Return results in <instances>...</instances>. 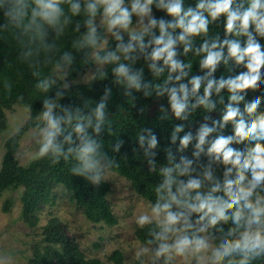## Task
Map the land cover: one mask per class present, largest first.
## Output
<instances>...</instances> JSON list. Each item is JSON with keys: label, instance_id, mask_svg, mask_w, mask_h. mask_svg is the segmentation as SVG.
<instances>
[{"label": "clouds", "instance_id": "9594fccd", "mask_svg": "<svg viewBox=\"0 0 264 264\" xmlns=\"http://www.w3.org/2000/svg\"><path fill=\"white\" fill-rule=\"evenodd\" d=\"M153 7L170 18L157 17ZM221 14L225 37L207 38L209 24ZM77 15L80 19L74 20ZM0 21V39L9 41L14 59L38 77L37 90L46 94L58 78L62 81L53 96H43L32 133L35 155L53 163L71 161L70 173L92 184L105 180L116 165L97 139L110 123L106 102L111 89L105 87L95 103L59 102L69 87L64 77L74 56L58 41L70 24L77 33L72 48L81 53L83 63L94 66L88 78L102 79L110 70L131 99L132 90L145 97L166 94L174 116L186 119L198 106L214 109L213 94L227 89L221 117L179 137L180 149L194 141L190 157L181 155L177 161L168 151L167 163L158 166L152 151L158 143L156 134L149 128L137 133L149 171L157 172L159 180L154 200L135 216L138 227H149L146 244L134 255L137 260L147 255L148 264L174 255H191L194 264H264V110H259V92L245 95L250 83L264 85V0H196L194 6H186L185 0H0ZM245 33L244 39L228 35ZM106 34L116 41L114 48L108 46ZM201 36L206 38L194 46V38ZM177 45H182L183 54L193 51L200 69L207 71L189 76L192 63L178 58ZM141 58L154 77L164 76L162 82L143 79L144 65L134 67ZM229 58L246 63L231 75L215 77L217 66ZM47 65L51 71L45 74L42 69ZM0 86L11 90L7 76L0 79ZM223 99L219 96L220 102ZM161 111L166 112L163 106ZM230 116L234 128L224 126ZM65 127L71 130L58 139ZM183 128L174 125L172 142ZM19 131L17 126L10 135ZM122 144L117 140L114 151ZM202 153L206 161L201 160ZM218 158L224 162L222 169L217 167ZM221 217L231 223L226 227Z\"/></svg>", "mask_w": 264, "mask_h": 264}, {"label": "trees", "instance_id": "16d2710c", "mask_svg": "<svg viewBox=\"0 0 264 264\" xmlns=\"http://www.w3.org/2000/svg\"><path fill=\"white\" fill-rule=\"evenodd\" d=\"M196 0H185V5H195ZM153 14L157 17L167 14L163 10L153 7ZM80 19L79 15L74 18ZM135 21V17H133ZM2 22V21H0ZM83 26L81 31H83ZM176 31H179L177 29ZM77 33L73 31V25L70 24L63 35L59 38L58 43L63 49L70 50L74 56V62L68 70V78L76 79L80 74L92 67L91 62L85 64L82 62V55L72 48V41ZM219 36L225 37L224 16L209 24L208 37ZM229 38L244 39V36H234L228 34ZM206 37H196L193 40L194 46H199ZM126 41L127 38H124ZM108 46L114 48L116 41L113 38L108 40ZM178 49V58L185 61H191L192 68L189 76L202 74L207 69H200L198 57L193 51L187 54L182 53V45L176 46ZM225 55L227 50L225 48ZM15 52L10 46V42L0 39V79L7 76L12 85L11 90H5L0 86V131L6 125L5 110L11 108L14 104L27 105L29 107V118L20 127V131L10 136L5 141V154L0 168V198L8 189H18L23 187L21 196L22 216L26 223L31 227L38 224L39 217L37 212L43 205L50 203L55 195L54 188L57 185H63L71 191V197L78 209L85 216L95 223H105L113 226L118 223V218L112 210L108 199V193L111 186L108 181L103 180L99 184H92L86 178L80 175L71 174L69 168L71 161L63 159L53 163L48 157H37L28 165L20 164L16 151L19 146L21 137L30 129L34 128L36 116L42 108V99L44 95L53 96L56 89L60 86L58 83L49 89L48 93H42L34 85L38 77L32 75L31 70L25 65L14 59ZM246 61L239 62L229 58L227 63L221 62L213 75L217 78L220 76L231 75L239 66ZM144 65L143 79L152 82H162L164 76L154 77L151 71L144 64L143 59L137 60L134 67ZM51 71V65H47L42 72L47 74ZM112 73L104 78H94L89 82L76 83L63 89L65 95L60 98V103L64 105L82 106L84 101L95 103L100 100L104 93L105 87H109L111 92L106 102V118L110 123L106 124L101 132L97 134V139L101 144V150L111 157L116 165L110 170L126 177L135 191L143 198L154 200V185L159 180L157 172H150L146 162L143 148L139 145L137 133L144 128H149L156 134L158 143L152 150L156 153L154 159L157 165L167 163V152L171 151L178 161L181 155L191 156L193 152V142L183 149L179 148V137L184 132L191 131L193 134L201 123L212 124L213 120H218L223 112L224 105L228 102V90L222 89L220 94H213V99L217 101L216 107L212 110H206L198 106L195 110L190 111L186 119L175 117L172 113L167 95L157 97L155 95L145 97L142 91L132 90L134 99L124 94V86L116 83L112 79ZM187 80V78H184ZM203 92V88L199 90ZM254 92L261 94V104L259 110H264V85L247 86L246 96ZM219 96H223V102H220ZM243 100V98H241ZM158 104L157 107H155ZM161 106L166 112L161 111ZM140 109H143L141 111ZM175 124H183L184 128L177 133V140L171 141V134ZM227 128L235 127V120L229 117L228 122L224 125ZM70 127H65L64 132L58 139H62L70 131ZM91 131V130H89ZM75 137V132L72 133ZM210 135H215L212 133ZM237 142L243 143V140ZM246 139V138H245ZM117 140H122L118 151H114L113 145ZM201 160L206 161L207 157L202 153ZM222 159L217 160V167L223 168ZM11 200H6L4 211L10 210ZM227 227L231 221L230 218L221 217ZM148 225L137 229L138 239L146 244V234ZM41 242L33 245L32 264H123L125 260L124 253L117 249L114 250L107 260L100 258H89L80 248L75 239L68 236L65 229L57 219H52L43 230Z\"/></svg>", "mask_w": 264, "mask_h": 264}, {"label": "rangeland", "instance_id": "374dc122", "mask_svg": "<svg viewBox=\"0 0 264 264\" xmlns=\"http://www.w3.org/2000/svg\"><path fill=\"white\" fill-rule=\"evenodd\" d=\"M107 35V43L111 37ZM124 38L127 33H124ZM88 68L76 79L64 77L68 85L89 82L91 79ZM57 83L62 81L58 78ZM158 104L155 106L157 107ZM6 112V127L0 131V168L5 154V141L12 135L13 128L21 127L29 118V107L14 104ZM35 128L27 131L20 139L16 156L22 165H28L36 159V145L32 139ZM111 189L108 199L112 210L118 218L116 225L95 223L77 208L71 197V191L63 185L54 188V199L42 206L37 212L39 221L34 227L25 222L22 216L21 196L23 187L6 190L0 198V264H32L33 245L41 242L44 227L52 220L57 219L69 237L75 239L80 248L89 258L107 260L114 250H121L125 260L123 264H148L147 255L137 260L134 252L142 243L137 237L135 216L146 210L148 200L140 196L132 187L130 181L115 171L109 170L107 178ZM6 200L12 201L10 210L4 211ZM114 264V263H111ZM160 264H194L191 255H174L168 261Z\"/></svg>", "mask_w": 264, "mask_h": 264}]
</instances>
